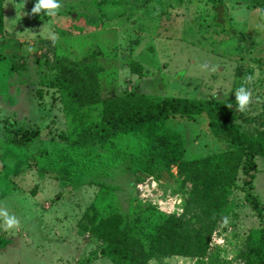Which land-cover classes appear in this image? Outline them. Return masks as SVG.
I'll use <instances>...</instances> for the list:
<instances>
[{
  "label": "rangeland",
  "instance_id": "rangeland-1",
  "mask_svg": "<svg viewBox=\"0 0 264 264\" xmlns=\"http://www.w3.org/2000/svg\"><path fill=\"white\" fill-rule=\"evenodd\" d=\"M36 2L0 0V211L18 221L8 228L0 215V264H115L102 253L107 243L81 228L88 207L99 218L118 213L121 226L130 222L147 234L163 216L183 213L192 183L177 165L149 176L130 159L112 160L110 151L107 164L78 174L65 152L76 126L101 122L120 94L135 91L229 100L234 122L252 135L263 131L264 0H59L55 15L33 14ZM219 3L231 31L213 24ZM12 54L18 71L9 76ZM57 57L85 60L93 93L83 92L81 119L65 105L49 66ZM133 60L143 76L131 70ZM247 76L252 102L241 112L235 92ZM212 119L206 111L168 118L184 135L185 158L234 148ZM17 127L38 136L15 146L7 137ZM112 138L99 146L127 153L135 144L123 134ZM256 162L252 187L239 169L206 255L157 256L147 264H243L250 234L264 226V157ZM245 187L259 199L262 218Z\"/></svg>",
  "mask_w": 264,
  "mask_h": 264
},
{
  "label": "trees",
  "instance_id": "trees-1",
  "mask_svg": "<svg viewBox=\"0 0 264 264\" xmlns=\"http://www.w3.org/2000/svg\"><path fill=\"white\" fill-rule=\"evenodd\" d=\"M224 3L214 7L213 24L221 29H233ZM233 34V33H232ZM238 35V34H237ZM9 64L8 74L18 71L14 62ZM84 61L57 57L49 66L54 68L62 99L72 110L76 119L82 118L83 92L92 91V83L85 73ZM130 68L143 76L144 67L131 61ZM86 89V90H84ZM229 100L216 97L192 99L177 96H151L135 91L120 94L114 108L109 110L99 123H79L74 130L65 152L74 163L78 174L94 173L96 162L107 164L105 152L110 151L112 160L130 159L149 176L167 172L177 165L180 174L191 181L192 186L183 203V213L163 216L153 232L140 231L130 222L121 226L122 215L115 213L100 217L94 206H89L83 217L89 224H82L85 231L107 244L102 253L115 264H147L154 257L180 255L201 257L210 249L212 235L222 218L223 209L230 203V194L236 184L239 169L243 167L245 185L252 187L258 170L256 157H264V130L249 134L233 121L235 112ZM208 112L213 118V128L221 132L234 148L214 154L187 159L184 135L168 125L172 114L197 116ZM13 137L7 141L15 146L38 136L37 130L14 128ZM123 134L134 140L130 151L116 152L110 143ZM246 196L252 207L262 218V205L247 187ZM243 264H264V226L249 236L243 254Z\"/></svg>",
  "mask_w": 264,
  "mask_h": 264
},
{
  "label": "clouds",
  "instance_id": "clouds-1",
  "mask_svg": "<svg viewBox=\"0 0 264 264\" xmlns=\"http://www.w3.org/2000/svg\"><path fill=\"white\" fill-rule=\"evenodd\" d=\"M61 4L59 0H37L34 7L32 8V13L37 14L44 9L47 11L48 15H55L56 11L59 10ZM253 82L252 76H247L244 79V84L239 87L235 92V100L238 104L239 111L244 112L248 109V106L252 102V92L249 88H246L245 84H251ZM231 108V104H228ZM0 215L4 216L5 223L8 228H12L18 225V221L13 216H8L6 212L0 211Z\"/></svg>",
  "mask_w": 264,
  "mask_h": 264
},
{
  "label": "built area",
  "instance_id": "built-area-1",
  "mask_svg": "<svg viewBox=\"0 0 264 264\" xmlns=\"http://www.w3.org/2000/svg\"><path fill=\"white\" fill-rule=\"evenodd\" d=\"M147 181L150 182V179H148ZM140 189H141V190H144L143 187H141ZM144 194H145V193H144ZM161 207H162V206H161ZM217 242H218L219 245H222V243H224V239L220 238V239H218Z\"/></svg>",
  "mask_w": 264,
  "mask_h": 264
}]
</instances>
